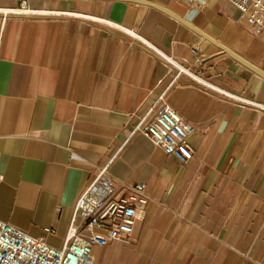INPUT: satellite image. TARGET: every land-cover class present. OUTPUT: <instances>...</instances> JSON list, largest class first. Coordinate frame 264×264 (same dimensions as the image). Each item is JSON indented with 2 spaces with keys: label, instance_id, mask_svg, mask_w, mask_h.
Wrapping results in <instances>:
<instances>
[{
  "label": "crops",
  "instance_id": "obj_1",
  "mask_svg": "<svg viewBox=\"0 0 264 264\" xmlns=\"http://www.w3.org/2000/svg\"><path fill=\"white\" fill-rule=\"evenodd\" d=\"M29 1L55 13L0 18V219L62 246L95 170L115 158L111 171L145 183L151 200L132 237L100 249L97 264H264V114L175 79L145 44L96 19L261 102L264 76L248 64L264 72V35L229 0H145L182 20L131 0ZM164 91L195 124L188 162L144 135L129 141Z\"/></svg>",
  "mask_w": 264,
  "mask_h": 264
},
{
  "label": "built area",
  "instance_id": "obj_2",
  "mask_svg": "<svg viewBox=\"0 0 264 264\" xmlns=\"http://www.w3.org/2000/svg\"><path fill=\"white\" fill-rule=\"evenodd\" d=\"M229 1L256 35H264V0ZM54 13L31 7L29 0H22L16 7H0L3 22L12 16L33 17ZM96 20L145 44L169 65L170 70L175 72V79L186 74L206 90L222 94L229 102L264 114V102L233 93L206 80L172 53L164 51L131 28L108 19ZM192 53L196 59H200L199 47L193 46ZM168 95V91L162 92L152 104L139 112L129 141L137 135H144L165 153L188 162L194 156L189 137L195 131V124L187 121L172 107ZM114 159L95 170L93 180L86 186L75 206L62 246H54L45 237L31 235L0 219V264H97L100 249L113 240H129L136 223L146 213L151 195L145 183L129 182L117 177L110 168ZM79 218L81 223H78Z\"/></svg>",
  "mask_w": 264,
  "mask_h": 264
},
{
  "label": "water",
  "instance_id": "obj_3",
  "mask_svg": "<svg viewBox=\"0 0 264 264\" xmlns=\"http://www.w3.org/2000/svg\"><path fill=\"white\" fill-rule=\"evenodd\" d=\"M131 1L143 2V3H147V4H150V5L156 6V7L160 8V9L164 10L165 12L171 14L172 16H174V17H176V18L182 20V18H181L179 15H177L175 12H173L172 10H170V9H168V8H166V7H163V6L159 5V4H154V3H152V2H147V1H145V0H131ZM248 65H249L251 68H253L257 73H259V74H261L262 76H264V72H263L262 70H260L259 68L255 67V66H253V65H251V64H248Z\"/></svg>",
  "mask_w": 264,
  "mask_h": 264
}]
</instances>
